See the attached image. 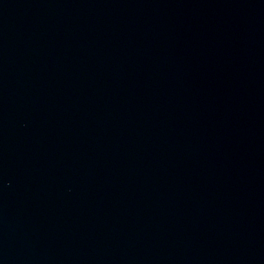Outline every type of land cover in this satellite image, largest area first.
<instances>
[{
	"label": "water",
	"instance_id": "obj_1",
	"mask_svg": "<svg viewBox=\"0 0 264 264\" xmlns=\"http://www.w3.org/2000/svg\"><path fill=\"white\" fill-rule=\"evenodd\" d=\"M0 264H264V0H0Z\"/></svg>",
	"mask_w": 264,
	"mask_h": 264
}]
</instances>
